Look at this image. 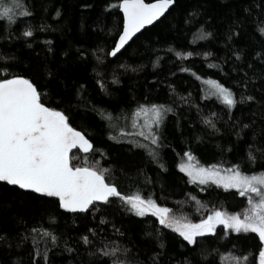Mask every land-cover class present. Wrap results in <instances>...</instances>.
Returning <instances> with one entry per match:
<instances>
[{
    "label": "trees",
    "instance_id": "obj_1",
    "mask_svg": "<svg viewBox=\"0 0 264 264\" xmlns=\"http://www.w3.org/2000/svg\"><path fill=\"white\" fill-rule=\"evenodd\" d=\"M261 2L175 0L159 22L110 58L122 16L118 7L106 5H117L118 0H25L31 15L18 17L19 23L13 25L0 21V37L10 33L9 38L0 39V53L15 57L9 61L12 72L46 85L45 102L68 110L72 125L93 142L95 152L71 154L74 164L87 160L92 166L109 168L122 192L151 193L172 213L198 222L214 210L236 213L245 207L246 199L233 189L189 182L177 167L180 153L190 149L194 162L204 167L239 164L246 174L264 171V151H256L264 149V57L255 56L264 45V36L257 31L264 20ZM29 26L33 36L23 37L22 31ZM230 26L234 31L228 40ZM201 31L212 36L199 39ZM241 50L243 56L237 60L233 52ZM188 51L194 55L176 56V52ZM204 52L211 55L205 57ZM47 70L53 72L51 78ZM245 73L257 78L247 79ZM207 79L230 87L237 105L229 110L216 97H208L209 86L203 83ZM240 93L256 100L241 103ZM151 103L172 109L165 114L158 150L166 170L128 139L109 138V133L118 135L120 128L135 131L132 121L143 122L133 116L136 107ZM205 117L218 131L203 122ZM243 124L249 127L237 136L236 129ZM249 144L257 156L255 163L246 158ZM96 208L87 213L66 212L55 199L0 182V235L7 237V242L0 240V264H238V258L239 264H258L261 242L255 233L226 234L217 228L215 234L198 237V245H187L150 214L137 217L118 200ZM158 227L164 248L157 239ZM32 228L49 232L45 237L47 261L42 258L45 240L39 246L41 255L33 261ZM51 235L57 237L55 243ZM84 236L89 243H84ZM105 245L117 251L102 255L97 249ZM153 254L159 255L153 258Z\"/></svg>",
    "mask_w": 264,
    "mask_h": 264
},
{
    "label": "snow or ice",
    "instance_id": "obj_2",
    "mask_svg": "<svg viewBox=\"0 0 264 264\" xmlns=\"http://www.w3.org/2000/svg\"><path fill=\"white\" fill-rule=\"evenodd\" d=\"M174 3L175 0H154L151 3H146L145 0H118L117 5L108 3L107 7H118L123 13L122 30L117 32L118 38L114 40L108 54L116 56L136 33L164 16ZM82 6L91 7L92 5ZM260 7L264 9V0ZM245 11H249V9L246 8ZM27 15H31V12L27 9L25 0H10V2L0 0V21H6L7 25L19 23L17 18ZM56 15H60L59 9H57ZM240 22L233 21V24ZM201 27L203 28V26ZM233 31L234 28L230 26L227 34L228 40L232 39ZM257 31L261 36H264V20L259 22ZM21 35L31 38L33 36L32 28L27 27ZM9 36L10 33L0 39H6ZM210 36H212L211 32L201 31L197 38L204 39ZM28 46L31 47L30 44ZM81 55L83 56L84 53ZM193 55L194 53L191 51L176 52V56L181 58ZM203 55L208 57L211 53L204 52ZM233 55L237 60H240L243 52L242 50L234 51ZM255 56L257 58L264 57V45H262L261 51L255 53ZM11 60H15V57L0 53V62H2L0 70L3 73L0 75V182L14 186L19 190L38 194L39 197L55 198L58 207L66 212L96 211L97 202L110 204L118 200L126 211L137 217L143 218L150 214L159 226L171 229L187 245H198V237L215 234L216 225H223L226 234L229 230L234 233H255L261 242L258 262L264 264V171L246 174L241 171L239 164L229 168H221L220 165L204 167L198 162L194 163V156L190 149L183 151L179 154L182 159L177 167L180 172L187 175L189 182L199 185L214 184L225 190L236 189L240 196L247 197L248 207L242 214L214 210L199 222H192L187 218L172 215V210L158 203L151 193L145 196L139 190L132 194L122 192L115 182V176L111 169L101 168L99 165L92 166L87 160L80 165L74 164L73 157L70 155L72 150L77 149L85 154L95 152L93 142L83 131L72 125L68 110L53 106L51 102H45V97L48 95L46 85L38 84L29 76L12 72L9 64ZM210 66L219 67V65ZM248 67L251 68L252 65L249 64ZM233 71H236V68H233ZM46 75L51 78L53 72L47 70ZM245 77L251 80L257 78L255 75L247 77V73H245ZM199 78L197 77V79ZM203 83L209 86L208 97H216L229 110L237 105L236 94L224 83L215 79H207ZM237 84H241V81H237ZM101 87L103 88V84ZM80 88H83V85ZM77 95H79V89ZM254 100H256L255 96L240 93L239 102ZM58 103H62V101H58ZM101 111L103 114V110ZM170 111L172 109L163 104L138 105L133 116L142 118L143 122L139 123V119L132 121L131 127L136 130L127 132L124 128H120L118 135L113 136L109 133V138L113 140L128 139L133 147L143 148L154 163H158L160 168L166 170L165 165L160 161L158 150L162 147L161 127L164 117ZM203 122L218 131L215 123L208 117H205ZM248 127V124L239 125L236 135L239 136L241 131ZM136 137L143 139L142 141L137 140ZM196 139L198 140L199 137ZM256 151H264V149H256ZM246 158L249 163L256 162L257 156L251 144L247 145ZM138 174L142 175L143 173L138 170ZM145 179L147 180V177ZM252 194H255V198ZM110 198H115V200ZM159 233L160 228L158 227L156 230L157 239L160 247L164 248V241L159 240ZM29 235H31L35 249L32 254L35 262L36 256L41 255L39 252L40 243L49 236V232L44 229L32 228ZM27 238L28 236H25L23 239ZM0 240L7 242V237L0 235ZM51 240L55 243L57 237L51 235ZM82 240L86 244L89 243L87 236L82 237ZM20 243H23V240ZM19 246L18 243L17 247ZM184 246L185 244L182 243L181 247ZM97 251L108 256L115 253L117 249L115 247L108 249L105 245L104 248L97 249ZM158 255L153 254V258ZM42 258L45 261L48 258L46 240Z\"/></svg>",
    "mask_w": 264,
    "mask_h": 264
},
{
    "label": "water",
    "instance_id": "obj_3",
    "mask_svg": "<svg viewBox=\"0 0 264 264\" xmlns=\"http://www.w3.org/2000/svg\"><path fill=\"white\" fill-rule=\"evenodd\" d=\"M145 2L146 3H151V2H154V0H150V1H146L145 0ZM173 7V5L172 6H170V8H169V10L171 9ZM118 10H119V8H118ZM169 10H167L166 11V13L164 14V16L169 12ZM119 12H120V14H121V16H122V19H123V13L119 10ZM164 16H162V17H160V18H158V20L157 21H154L153 22V24H151V25H146L143 29H141L140 30V32H138V33H136L134 36H133V38L125 45V47L123 48V49H121L120 50V52L119 53H117V55H119L127 46H129L130 44H131V42L136 38V37H138L144 30H146V29H148V28H150V27H152L153 25H155L157 22H159ZM121 30H122V28H121ZM118 38V37H117ZM116 55V56H117ZM110 56V58H114V57H116V56H111V55H109ZM75 151H78L77 149H73L72 150V153H74ZM72 153H70V155L72 154ZM28 192H30V191H28ZM32 193V192H31ZM36 195H38V194H36ZM45 198H47V197H45ZM48 199H55V198H48ZM103 202H97V204H102Z\"/></svg>",
    "mask_w": 264,
    "mask_h": 264
},
{
    "label": "rangeland",
    "instance_id": "obj_4",
    "mask_svg": "<svg viewBox=\"0 0 264 264\" xmlns=\"http://www.w3.org/2000/svg\"><path fill=\"white\" fill-rule=\"evenodd\" d=\"M195 163V162H194ZM233 190H235V191H237L236 189H233ZM253 195V197L255 198V194H252ZM245 199H246V205H245V207L242 209V210H240V211H238V212H236V213H243V211H244V209L245 208H247L248 207V205H247V197H245ZM223 212H226V211H223ZM229 213V212H228ZM172 215H175V216H177V217H182V218H186V217H184L183 215H180V214H174V213H171ZM209 215V214H208ZM207 215V216H208ZM206 216V217H207ZM205 217V218H206ZM199 222V221H198ZM217 228H223V225H216V229ZM224 229V228H223ZM230 231V230H229ZM228 232V231H227ZM231 232V231H230ZM258 264H259V262H258Z\"/></svg>",
    "mask_w": 264,
    "mask_h": 264
}]
</instances>
